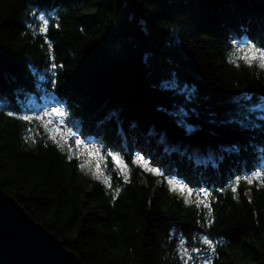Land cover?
I'll return each instance as SVG.
<instances>
[{"label": "trees", "instance_id": "obj_1", "mask_svg": "<svg viewBox=\"0 0 264 264\" xmlns=\"http://www.w3.org/2000/svg\"><path fill=\"white\" fill-rule=\"evenodd\" d=\"M248 47L264 51V0H0V186L84 264H184V249L264 264V177L245 180L264 172V68L237 59ZM77 141L101 152L96 171Z\"/></svg>", "mask_w": 264, "mask_h": 264}, {"label": "water", "instance_id": "obj_2", "mask_svg": "<svg viewBox=\"0 0 264 264\" xmlns=\"http://www.w3.org/2000/svg\"><path fill=\"white\" fill-rule=\"evenodd\" d=\"M0 256L10 264H84L1 186Z\"/></svg>", "mask_w": 264, "mask_h": 264}, {"label": "snow or ice", "instance_id": "obj_3", "mask_svg": "<svg viewBox=\"0 0 264 264\" xmlns=\"http://www.w3.org/2000/svg\"><path fill=\"white\" fill-rule=\"evenodd\" d=\"M47 24H48V21L45 20V21H44V25H45V27L42 29V31H46V30H47ZM237 51H238V52H243V51H245V50H244V49H237ZM247 51H248V52H252L253 49L249 48V49H247ZM234 55H235V54H234ZM237 59L245 60V61H246L247 63H249V64H252V63L255 61V62L258 63V66H260L261 68H264V51L258 52V54L253 55V56H251V57H249V56H247V55L238 56ZM232 62L235 63L236 61L233 60ZM9 115H13V113H9ZM60 115H63V114L60 113ZM22 119H24V120H29V119H31V118L28 117V116H24V117H22ZM57 131H58V130H57ZM50 138H52V139L55 141V137H54V136H52V137H50ZM80 143H81L80 141H77V144H80ZM58 146H61V147H62V145H59V143H58ZM69 158L71 159L72 157L70 156ZM113 160L116 162L117 165H120V164H121V160H120L119 157H113ZM140 160H142V158H138V161H140ZM81 167L83 168L84 165L82 164ZM147 170H148V171H152V172H154L155 174L162 175V173H160L158 170H156V169H152L151 167H147ZM94 175H95V173H94ZM262 177H264V172H255L251 177H245V180H246V182H247L248 184H252V183H253V180H257V179H260V178H262ZM96 178H97V179H100V176H99V175H96ZM165 179H167V178H165ZM103 182H104L106 185H108L109 187H111L110 182H109V178H105ZM124 182H128V177H127V176L124 177ZM167 182H168V184H169L170 186H172V185L175 186V187H173L172 190H176V188H179V190H180L181 192L184 191L183 186L179 185L178 182L173 181V180H170V179H167ZM235 183L238 185V184H239V180H237ZM232 191H233V193L236 192V187H235V186L232 188ZM117 193H118V190H117ZM206 206H207V205H206ZM210 222H211V221H209V223H210ZM181 243H183V242H181ZM204 243L207 244V245L209 246V248H210L212 251H214V245H213V242H212L209 238L204 237ZM193 251H194V252H199L200 250H199V249H193ZM184 256L186 257V259L184 260V264H188V261H189L190 259H192V257L188 254L187 249H184ZM204 264H211V260H210V258L205 259V260H204Z\"/></svg>", "mask_w": 264, "mask_h": 264}, {"label": "rangeland", "instance_id": "obj_4", "mask_svg": "<svg viewBox=\"0 0 264 264\" xmlns=\"http://www.w3.org/2000/svg\"><path fill=\"white\" fill-rule=\"evenodd\" d=\"M251 47H248L247 49H249ZM247 51V50H246ZM245 51V52H246ZM258 52H261V51H256V50H253L252 52H249V55L250 56H253V55H256L258 54ZM242 55H245V53L243 52ZM46 120H48L49 122H55L57 123L58 122V117L51 114L50 117H48ZM64 139V137H61V141ZM81 145L77 144V147H79V150L78 152L80 153V155L82 156V158L84 160H86V162L88 163L89 165V168L93 171H96V168L103 162L104 158L102 157L101 155V152L100 151H91L89 150V148H87V145H88V142H83V141H80ZM113 157H117V155H114L112 154L111 155V159L113 160ZM141 157V156H140ZM114 161V160H113ZM138 161V160H137ZM145 162V164L148 163V160H143ZM139 162V161H138ZM137 162V163H138ZM114 163L116 164V162L114 161ZM140 163V162H139ZM141 164V163H140ZM117 165V164H116ZM120 167V170H122V168L124 167V164L123 162L121 161V164L118 165ZM142 168H145L143 167V165H140ZM167 179H170V180H173V181H176L178 182L179 185L183 186V183L174 179V178H167ZM166 179V180H167ZM162 183V179L161 178H157L155 180V184H160ZM165 184L169 185L168 182L166 181ZM170 186V185H169ZM171 187H175L174 185H172ZM184 188V187H183ZM177 190H179V188H176Z\"/></svg>", "mask_w": 264, "mask_h": 264}]
</instances>
